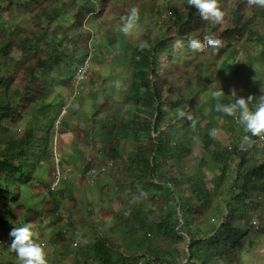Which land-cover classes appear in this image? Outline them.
<instances>
[{"label": "trees", "instance_id": "16d2710c", "mask_svg": "<svg viewBox=\"0 0 264 264\" xmlns=\"http://www.w3.org/2000/svg\"><path fill=\"white\" fill-rule=\"evenodd\" d=\"M49 1L0 0L1 11L3 4L7 3V10L12 11V5L18 2L16 4L21 9L33 15L35 25L41 26L32 30L31 36L20 25L9 27L7 22H0V244L2 231H11L24 223L34 225L35 219L48 213L53 217V226H57L50 241L60 246L54 252V262L47 257L48 264H64L68 256L73 259L70 264H95V261L97 264H155L156 261L159 264H181V256L187 258L186 264H213V256L220 255L222 261L226 256L224 262L232 264V257L238 258L239 248L246 245L244 238L249 237L256 226H259L258 234L264 232V209L262 215L257 216L264 204L253 198L264 195V138H253L240 132L228 147L216 136H211L210 130L219 125L221 118L244 129L237 117L216 110L218 101L213 92L220 88L224 90L219 101L224 104L234 102L235 97L230 94L233 90L238 96H253L249 105L253 110L264 95V7L249 5L247 0H233L232 4L219 0L225 12L223 20H227L222 21V30L217 31L222 22L216 24L202 20L187 0H164L163 11H170L173 17H162L159 33L147 35L132 49L131 78L124 99L134 105L132 117L126 122L110 116L102 119L105 121H102L103 131L111 130L102 136V146L105 144L109 150L107 156L117 157L116 151L125 149L127 138H133L135 154L127 163L132 165L131 177L137 182L127 184L132 186V191L152 198L154 203H158L155 196L160 193L159 220L152 223L143 202L129 216L134 217L135 225H128L127 220L121 222L122 225L116 224L126 226L127 230L111 234L99 229L94 236L91 233L89 242L81 239L76 242L73 234L76 220L68 215L66 225L58 224L63 216L60 211L63 201L67 194H73L69 184L53 187L45 202V210L42 208L43 199L37 204L26 202L22 189V184H42L49 188L55 182L43 180L38 173L42 161L49 160L46 148L38 149L39 146L33 145L35 131L43 127L41 121L35 127L27 128L23 136L18 137L9 130L11 122V126L19 123L23 113L21 107H27L36 99L33 91H44L36 84H53L47 69L55 71L65 54L64 49L57 51L61 41H53L56 31L51 28L64 12L50 14V8L46 9L48 5H45ZM108 1L87 0L82 6L88 12H95L103 10ZM128 2L125 0L126 4ZM78 6L74 0L72 9ZM160 7L157 5L158 11ZM76 13L82 15L80 8ZM83 21L80 18L74 27L78 30L75 34L77 43L75 36L71 40V50L75 54L72 61L78 62L77 67L85 61L93 42L90 31L82 28ZM170 32L183 42L177 51L171 48L173 36ZM206 34L219 38L224 45L215 52L223 54L218 63L209 52L201 50L197 53L188 46V35L199 37L203 43ZM235 36L251 45H259V52L254 54L247 44L232 43ZM14 48L21 51L17 57L12 55ZM39 50L43 52L41 62L34 67L28 66L23 88L14 84V75L32 61ZM80 51L84 54L78 58ZM164 55L167 61L163 60ZM200 92L206 93L207 97H201ZM107 105L104 112L109 115L113 103ZM96 115L94 112V118ZM188 116L191 119L186 118ZM200 117L206 120L202 125L201 120H197ZM45 127L47 132L43 140L51 138L50 126ZM197 137L218 167L213 180L217 190L209 187L200 171L208 164L209 158L193 153ZM257 139L261 143L256 144ZM162 166H169V169ZM184 166H194L198 173L188 174ZM174 167H180L176 176L172 175ZM184 189L189 195L183 194ZM139 230H142L140 234ZM65 231H71L68 240L63 238ZM182 232L189 237L188 249L184 252L179 249V245L187 241ZM250 237L254 241L253 235ZM159 238L165 241L163 246L154 243V239ZM135 245L139 250L134 253L131 250ZM128 252L132 254L128 255Z\"/></svg>", "mask_w": 264, "mask_h": 264}, {"label": "rangeland", "instance_id": "374dc122", "mask_svg": "<svg viewBox=\"0 0 264 264\" xmlns=\"http://www.w3.org/2000/svg\"><path fill=\"white\" fill-rule=\"evenodd\" d=\"M73 1L74 0H51L45 4L48 5L46 6V9H51L52 15L56 12H64L61 17L57 18V21L51 24V28H55L56 31L55 35H53V41H61V45L57 48V51L60 52L59 49H64L65 54L62 56L61 65L58 66L55 71L53 69H47V73L51 74L50 78L53 80V84H48L47 86H45L44 83L41 85L36 84L37 87H43L44 91L42 93H40L39 90L33 91V95L36 96V99L27 107H21L23 108V113L21 119H19V123L15 126H11L10 124H13V122H11L9 124V130L12 134L17 135L18 137L23 136L27 128L35 127V125L41 121L43 127L35 131V141L33 145L36 147L39 146L38 149L43 147L46 148L45 153H47L49 160L42 161L43 166L39 169L38 173L43 180H54L56 182L57 172L62 173L63 175L67 172V178L64 179L61 184L60 180H58V184L62 187L69 184L70 188L73 189V196L67 194L63 201L64 205L60 209L63 216L58 224L66 225L68 222V215L72 216L74 219V216H76L78 212L75 209L79 207L80 204L76 207L74 206L77 204L79 198L80 201L85 198L89 201V205H92L94 210L92 215L95 217H92L91 220L98 219V221H101L102 218L100 215L103 217L108 216L110 217V222L104 223L102 228H107L108 232H111V234L127 230L128 228L126 226H116L114 224L113 218H115V216H113V214L109 213L106 215L104 212V205L107 203L109 197V200L111 201L110 203H114L110 206L115 207L117 213L121 214L119 218L118 216L115 218L118 221H124V218H121V216L123 215L125 217L126 215L122 213V210L127 206L129 207V210H127V223L128 225H135L136 222L134 217L130 218L129 216L134 207H139L141 205L140 203L144 200V205L146 206L149 218L152 220V223H155L154 221L159 220L158 215L161 212L158 204L162 200L161 195L157 194L155 196V199L158 198V200L156 199L158 203H154L152 198L148 199L145 195L144 197L141 195L144 199L139 197L140 193L132 191V186L127 184L131 181L137 182L131 177L132 165L127 163V161L135 154L134 143L132 142L133 138L128 137L126 148L118 149L116 151L117 157L112 158L111 156H107L109 150L106 148V145L104 144L103 147H101L104 140H102V136L110 133L111 130L108 129V131L102 132L100 127H103L102 121L104 120L102 119H104L105 116H110L114 120L122 118L124 122L132 117L131 110H134V105H130L124 101L128 83L131 78L132 49L134 46L141 43L147 35H157L162 26L161 18L167 17L168 15H172L173 17V14H171L170 11H163L164 9L162 7L164 0H153L152 2L149 0H129L127 4L125 3V0H109L107 2L108 5L103 10H95L93 13L88 12L85 7L82 6L87 0H76L79 3V6L72 9ZM234 2L235 1L233 0H227V3L229 4ZM16 3L12 5V11L7 10V3L3 4L4 6L1 7L3 10L1 11L0 9V22H7V24H10L7 25L9 27H11V25H20L28 30L30 35L32 30L40 29L41 26L35 25L33 15L29 11L21 9L20 5L18 6ZM157 5L161 6L160 11L157 10ZM79 8L82 13L81 16H78L76 13ZM133 8H136L139 13V30L133 35H124L120 31V28L126 19L127 14L130 13ZM34 12H36L35 14L39 13L37 9H35ZM175 14L176 13L174 12V15ZM80 18L84 20L82 28L85 31H90V35L93 38V42L90 43L92 60L90 61L88 69L90 72L89 79L91 78V80L88 79L74 102L65 109L66 99L73 93L74 87L71 84L72 80H70V77L78 65L76 64L78 62L72 61L75 54L72 53L71 50L73 47L71 40L74 39L75 34H78L77 28L74 27L77 25ZM226 20L227 18L223 21ZM222 24L223 22L217 27V31L222 30ZM84 33L86 34V32ZM170 35L173 36L171 48L174 51H177L181 46H177L176 41L180 39L174 37L172 32H170ZM108 36L110 37L108 38ZM75 40L77 43L78 39L76 36ZM231 42L247 44L254 54H257L260 49L259 45H251L247 41L242 38L239 39L236 36L231 39ZM63 46H65V48H63ZM35 48H37V46ZM37 49H39V47ZM192 51L194 50L192 49ZM12 52L14 57L21 54V51L17 48H14ZM196 52L201 53V50H196ZM202 52H209L211 58L217 63L223 58L222 53H214L211 49L202 50ZM83 54L84 52L80 51L77 57L79 58ZM42 55L43 52L39 50L32 61L17 71L14 75V84H20V87L23 88L27 79L26 72L28 66H37L41 62L40 58ZM44 56L47 57L46 53ZM162 58L164 61H167V56L164 55ZM199 95L203 98L207 97V94L203 92H200ZM109 103H113V109L110 110L108 115L104 110ZM96 108H98L97 112ZM60 109L61 111H59L58 114L57 111ZM93 112L97 114L95 118ZM197 120H201V125L206 122L202 117ZM219 122V125L215 128L216 137L222 141L224 146L230 147V144L236 139L238 134L240 132H245V130L238 124L232 122L229 124L224 121L223 118L219 119ZM90 123L92 124L90 125ZM47 125L50 126L51 138L43 140L47 132V128L45 127ZM94 125H99V132L95 135H97V139L100 141V145L97 147L98 153L95 157L96 159L91 158L89 155L93 152L89 153V150H91V144L87 143V141H89L88 137H90L89 128L91 129ZM225 126H227L228 129ZM56 130L57 135H55ZM248 135L253 137L250 133H248ZM255 142L256 144L261 143L260 139H257ZM84 143H87L88 145H85L84 147ZM194 143V155L209 158V152L206 151V148L203 146L199 137L195 139ZM81 152H86L83 154L84 162L87 163L85 168L92 167V170L89 173H87L89 168L85 170V172H82V170L79 169L80 163L78 159L74 161L76 157H79ZM208 160V164L201 167L200 171L205 177L209 187H212L213 190H217V184H215L213 180L217 176L218 167L211 160V156ZM162 167L169 169V166ZM184 167L188 174L198 173L194 166ZM70 168H74L75 173L73 172L72 174L70 171H73V169ZM179 170L180 167H174L172 175H178ZM106 182L108 183L106 188H100V184H106ZM22 189L26 194V202L37 204L43 199L42 208L44 210L47 208L45 206V202L47 203V197L45 196L46 193L45 195L43 194L44 190L48 192L45 186L42 184L37 186L22 184ZM106 192L109 197H105ZM142 193H145L144 190ZM183 194L189 195V192L184 189ZM253 198L262 201L264 204L263 194L253 196ZM263 209L264 207L262 206L261 210L259 209L261 212H258L257 216L262 215ZM33 222H35L33 225L35 239L44 247L47 257L54 262L56 259L54 252L60 246L58 243H55L54 241H52V243L50 241L54 232L53 230L57 227L52 224L53 217L47 213L41 218L35 219ZM13 226L14 221H12V227ZM258 229L259 226H256L251 234L254 237V241L251 240V235L244 238L246 245L239 248L240 256L238 258L232 257V264H264V232L258 234ZM141 231L142 230H139L138 233L140 234ZM70 235L71 231H65L63 238L68 240L71 238ZM2 237L3 240L0 244V264H17L18 258L16 253L10 248V244L14 238L10 236V231H2ZM115 237H117V235H115ZM75 239L76 242H79L80 239L89 242L87 236L78 237L76 235ZM154 241V243L159 246L165 244L163 238L154 239ZM180 245V251L184 252L187 242H182ZM137 250H139V246L135 245L131 251L135 253ZM131 254V252H128V255ZM225 258L226 256L224 257V261H227ZM222 260L223 257L221 255L218 257L213 256L212 263L216 264V262L219 261L218 264H230ZM72 261V256H68L64 259V264H70ZM97 263L98 262L95 261V264Z\"/></svg>", "mask_w": 264, "mask_h": 264}, {"label": "clouds", "instance_id": "9594fccd", "mask_svg": "<svg viewBox=\"0 0 264 264\" xmlns=\"http://www.w3.org/2000/svg\"><path fill=\"white\" fill-rule=\"evenodd\" d=\"M187 3L189 6L195 7L200 18L204 21H211L213 23L219 24L224 19L225 12L221 8L219 0H187ZM247 3L249 5L264 7V0H247ZM49 13L51 14V9ZM139 19L140 17L137 9L133 8L131 12L127 14V17L124 20L120 28V31L124 35H133L136 31L139 30ZM187 40H188V46L193 50L211 49L215 53L217 50H219L224 46L222 41L219 38L215 37L214 35L206 34L203 37V43L199 37L192 35H188ZM176 45L182 46V41L177 40ZM91 60H92V51L91 52L89 51V54L85 58V61L82 64H80L78 67H76L74 73L70 77V80H72L71 84L74 87H73V93L70 94L66 99V106L69 100H71V103L74 102L75 98L80 94L82 87L88 81L90 76L89 75L90 72L88 71V69ZM86 62L88 64L86 79L75 88V79H74L75 72L80 66L84 65V63ZM89 80H91V78ZM224 94L225 92L222 88L213 92L214 98L218 101L215 106L216 110L218 112H223L226 115L237 117L238 122L241 125H243L246 133H250L252 136H259L264 138V95L260 97L258 104L255 106V109L253 110L249 107V105L253 101V96H248V97L238 96L237 92L233 90L230 94L233 97H235L234 102L229 104H224L219 102L223 98ZM59 111H61V109L57 111L58 114ZM180 115L182 117L185 116L183 112H181ZM186 118L191 119L190 116ZM209 134L215 137L216 130L215 129L210 130ZM55 135H57V130ZM244 139L247 140L248 137L245 136ZM91 170L92 167H89L87 173H89ZM141 195L142 194L140 193L139 197H141ZM143 202L144 200L140 204H142ZM182 234L184 233L182 232ZM184 235L187 238L186 241L187 246L185 247L184 251H187L189 245V237L186 234ZM10 236L14 238L10 244V248L12 251L16 253V256L18 258L17 264H48L47 253L44 247L40 243H38L37 240L35 239L33 225L31 223H24L22 226L13 227L12 230L10 231ZM183 260H184V264H186L187 258L184 257Z\"/></svg>", "mask_w": 264, "mask_h": 264}, {"label": "crops", "instance_id": "0c3cea01", "mask_svg": "<svg viewBox=\"0 0 264 264\" xmlns=\"http://www.w3.org/2000/svg\"><path fill=\"white\" fill-rule=\"evenodd\" d=\"M92 123H90V125H91ZM91 127V126H90ZM99 125H97V126H95L94 125V127L92 126L91 127V129L89 128V134H90V137H88V140L89 141H87V143H90L91 145V150H89V153L90 152H93V153H91V154H89L90 156H91V158H95L96 157V155H97V153H98V151H97V147L100 145V141L97 139L98 137H97V135H95V134H97L98 132H99ZM100 130H102V132H103V127L101 126L100 127ZM92 139V140H91ZM87 143H84V147H85V145H88ZM102 146V145H101ZM103 147V146H102ZM61 149V148H60ZM75 151L77 152V150L75 149ZM101 151V150H100ZM87 152V151H86ZM86 152H81L80 153V155H79V157H76L75 159H74V161H76L77 159H78V161H79V163H80V167H79V169L80 170H82V172H85V170H87L88 168L86 167L85 168V165H87V163H85L84 162V158H83V154H85ZM79 153V152H78ZM95 153V154H94ZM96 159V158H95ZM70 169H73V171H70V172H72V174H73V172H74V168H70ZM75 173V172H74ZM77 173V172H76ZM86 174V173H85ZM67 172L63 175V177L60 179V184L62 183V181L64 180V179H66L67 177ZM100 178H101V176H100ZM59 184V185H60ZM108 183L106 182V184H100V188H103V187H105L106 188V185H107ZM105 197H109L108 196V194H107V192H106V194H105ZM104 197V198H105ZM110 198V197H109ZM109 198H108V201H107V203H105V205H104V212L106 213V215H108L109 213H111V214H113V216H115V218L118 216V218H119V216L121 215L120 213H117V211L115 210V207H113V206H110V205H112V204H114L113 202L112 203H110L111 201L109 200ZM80 204V206L79 207H77L75 210L76 211H78L77 212V214H76V216H74V219L76 220L75 222V227H74V230H73V233L75 234V235H77L78 237H82L83 235L84 236H87L88 237V239L90 238L91 239V236L93 235L94 236V233H97L98 232V230L99 229H103V230H106L107 232H108V230H107V228H102V226H103V224L104 223H107V222H110V217H106V216H102V215H100V217L102 218V220L101 221H98V219L97 220H91L92 219V217H95V216H93L92 215V213L94 212V210H93V207H92V205H89V201L88 200H86L85 198H84V200H82V201H80V198L78 199V202H77V204L74 206V207H76V206H78ZM110 208V209H109ZM136 207H134V209H135ZM134 209L131 211V213L134 211ZM127 210H129V207H127V206H125L124 208H123V210H122V213L123 214H125L126 216L124 217L123 215L121 216V218H124L123 220L124 221H126L127 219H126V217H127V215H128V212H127ZM130 210H131V208H130ZM115 218H113V220H114V224L116 225V224H123V223H121V221H118L117 219H115ZM92 227V228H91ZM91 233H92V235H91ZM87 234V235H86ZM43 241V240H42ZM179 246H181V245H179ZM180 248V247H179ZM124 250V248H122L121 249V251H123ZM179 259L181 260V264H184V260H183V257L181 256V257H179ZM166 260V259H165ZM155 264H159V261H156L155 262Z\"/></svg>", "mask_w": 264, "mask_h": 264}, {"label": "built area", "instance_id": "2783aa9c", "mask_svg": "<svg viewBox=\"0 0 264 264\" xmlns=\"http://www.w3.org/2000/svg\"><path fill=\"white\" fill-rule=\"evenodd\" d=\"M88 66V64H87V62L86 63H84V65H82V66H80L77 70H76V72H75V75H74V79H75V88L80 84V83H82L85 79H86V73H87V67ZM70 103H71V100H69L68 102H67V106H69L70 105ZM66 106V107H67ZM62 173H56V182H54V184L51 186V187H49V188H47V191L48 192H46L45 191V193H46V197H48L49 195H50V191L53 189V187L58 183V180H60V178L62 177Z\"/></svg>", "mask_w": 264, "mask_h": 264}]
</instances>
